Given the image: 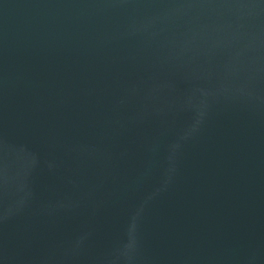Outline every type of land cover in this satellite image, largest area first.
Segmentation results:
<instances>
[{
	"label": "water",
	"instance_id": "water-1",
	"mask_svg": "<svg viewBox=\"0 0 264 264\" xmlns=\"http://www.w3.org/2000/svg\"><path fill=\"white\" fill-rule=\"evenodd\" d=\"M0 264H264V0H0Z\"/></svg>",
	"mask_w": 264,
	"mask_h": 264
}]
</instances>
